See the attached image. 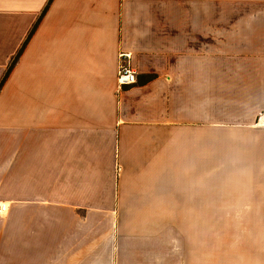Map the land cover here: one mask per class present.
Instances as JSON below:
<instances>
[{
  "label": "crops",
  "instance_id": "1",
  "mask_svg": "<svg viewBox=\"0 0 264 264\" xmlns=\"http://www.w3.org/2000/svg\"><path fill=\"white\" fill-rule=\"evenodd\" d=\"M198 151L216 264H264V0H0V264H92L95 217L154 236Z\"/></svg>",
  "mask_w": 264,
  "mask_h": 264
},
{
  "label": "rangeland",
  "instance_id": "2",
  "mask_svg": "<svg viewBox=\"0 0 264 264\" xmlns=\"http://www.w3.org/2000/svg\"><path fill=\"white\" fill-rule=\"evenodd\" d=\"M204 160V153L198 151V160L191 163L188 172L191 176L181 178V188L188 192L190 185V193H180V199L187 200L188 205L161 209L160 226L154 236L153 225L148 237L141 224H135V228L121 226L125 216L104 217L103 227L102 217H95L94 252H88L92 264H216L217 250H227L226 238L232 234L225 231L224 239L218 216L221 157L214 154L211 164ZM209 176L212 179L205 180Z\"/></svg>",
  "mask_w": 264,
  "mask_h": 264
},
{
  "label": "built area",
  "instance_id": "3",
  "mask_svg": "<svg viewBox=\"0 0 264 264\" xmlns=\"http://www.w3.org/2000/svg\"><path fill=\"white\" fill-rule=\"evenodd\" d=\"M121 63L118 67L117 72V82L120 87L132 84L136 81V69H133L132 65L129 63V54L122 53L119 55ZM259 124L258 121L254 120H247L243 123L244 126H257ZM7 207L4 203L0 202V213L6 211Z\"/></svg>",
  "mask_w": 264,
  "mask_h": 264
},
{
  "label": "trees",
  "instance_id": "4",
  "mask_svg": "<svg viewBox=\"0 0 264 264\" xmlns=\"http://www.w3.org/2000/svg\"><path fill=\"white\" fill-rule=\"evenodd\" d=\"M146 77H147L146 79H150L152 76L151 75H147Z\"/></svg>",
  "mask_w": 264,
  "mask_h": 264
}]
</instances>
